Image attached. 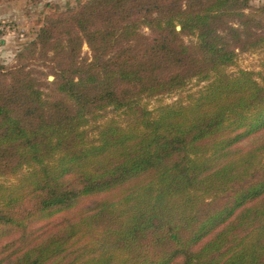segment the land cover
Masks as SVG:
<instances>
[{
    "label": "trees",
    "instance_id": "16d2710c",
    "mask_svg": "<svg viewBox=\"0 0 264 264\" xmlns=\"http://www.w3.org/2000/svg\"><path fill=\"white\" fill-rule=\"evenodd\" d=\"M236 49L263 51L261 80L227 72ZM14 59L0 264H264V4L85 0ZM191 80L186 102L148 110ZM108 109L123 120L100 122Z\"/></svg>",
    "mask_w": 264,
    "mask_h": 264
},
{
    "label": "rangeland",
    "instance_id": "374dc122",
    "mask_svg": "<svg viewBox=\"0 0 264 264\" xmlns=\"http://www.w3.org/2000/svg\"><path fill=\"white\" fill-rule=\"evenodd\" d=\"M85 0H0V6H4V12H8L7 8L12 9L15 13V17H2L0 22L8 24L10 27L9 32L0 34V62L8 65L15 63V55L20 48L29 42L38 30L45 23L46 17L53 13L64 11L67 7L75 6L79 2ZM261 4H264V0H250V6L255 8ZM3 12V11H2ZM7 36V37H6ZM5 38V39H4ZM237 57L235 64L227 69L228 73L237 71L238 69H246L254 74L256 79L261 80V59L263 51L261 49L255 52H245L236 49ZM81 55L83 57H90L88 47L84 44L82 47ZM44 80H52L53 76L47 71H44ZM204 83H198L191 80L182 90L175 94L162 95L158 97H152V99L145 100L148 110L155 109L159 105L173 104L177 102H186L190 94L197 93ZM46 91V90H45ZM114 117L119 120H123V117L115 113L112 109H108L104 113V118L100 120ZM99 122V123H100ZM88 135L93 136L94 130L91 127H87ZM13 179L9 177H0V182H12Z\"/></svg>",
    "mask_w": 264,
    "mask_h": 264
},
{
    "label": "crops",
    "instance_id": "0c3cea01",
    "mask_svg": "<svg viewBox=\"0 0 264 264\" xmlns=\"http://www.w3.org/2000/svg\"><path fill=\"white\" fill-rule=\"evenodd\" d=\"M4 6H0V19L2 18V17H6V16H10V17H15L16 19H17V17H19V16H14L15 15V13H14V11L12 10V9H8L7 8V11L8 12H4V8H3ZM3 11V12H2ZM7 37V36H6ZM5 39V38H4ZM3 40H0V42H2Z\"/></svg>",
    "mask_w": 264,
    "mask_h": 264
},
{
    "label": "built area",
    "instance_id": "2783aa9c",
    "mask_svg": "<svg viewBox=\"0 0 264 264\" xmlns=\"http://www.w3.org/2000/svg\"><path fill=\"white\" fill-rule=\"evenodd\" d=\"M10 27L8 24H5L4 22H0V34H3L4 32H9Z\"/></svg>",
    "mask_w": 264,
    "mask_h": 264
},
{
    "label": "water",
    "instance_id": "95a60500",
    "mask_svg": "<svg viewBox=\"0 0 264 264\" xmlns=\"http://www.w3.org/2000/svg\"><path fill=\"white\" fill-rule=\"evenodd\" d=\"M177 29H180V27H179V26H177Z\"/></svg>",
    "mask_w": 264,
    "mask_h": 264
}]
</instances>
